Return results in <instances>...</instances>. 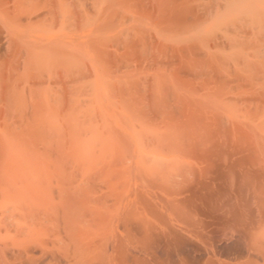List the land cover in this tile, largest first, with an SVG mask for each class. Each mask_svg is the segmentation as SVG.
Instances as JSON below:
<instances>
[{"label":"bare ground","instance_id":"1","mask_svg":"<svg viewBox=\"0 0 264 264\" xmlns=\"http://www.w3.org/2000/svg\"><path fill=\"white\" fill-rule=\"evenodd\" d=\"M0 264H264V0H0Z\"/></svg>","mask_w":264,"mask_h":264}]
</instances>
